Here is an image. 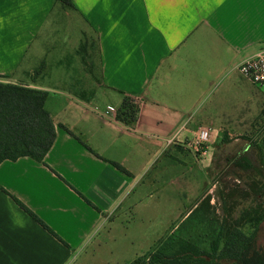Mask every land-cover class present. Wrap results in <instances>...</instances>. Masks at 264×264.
<instances>
[{"label": "crops", "instance_id": "obj_1", "mask_svg": "<svg viewBox=\"0 0 264 264\" xmlns=\"http://www.w3.org/2000/svg\"><path fill=\"white\" fill-rule=\"evenodd\" d=\"M69 2L0 0V82L45 93L55 127L43 162L0 163V264H69L110 218L134 217L156 160L221 117L236 66L264 50V0ZM124 98L129 126L113 114Z\"/></svg>", "mask_w": 264, "mask_h": 264}, {"label": "rangeland", "instance_id": "obj_2", "mask_svg": "<svg viewBox=\"0 0 264 264\" xmlns=\"http://www.w3.org/2000/svg\"><path fill=\"white\" fill-rule=\"evenodd\" d=\"M235 87L234 93L219 97L228 104L218 112L221 117L214 112L212 120L194 128L185 141L172 143L156 160L139 186L134 217L110 218L93 246L69 264H149L153 251L181 242L210 261L204 253H211L220 234L231 228L254 235L255 247L264 250V86L237 78ZM200 128L209 131V139L195 151ZM241 155L252 157V170H236ZM163 167L171 172L159 175ZM147 178L156 180L148 202Z\"/></svg>", "mask_w": 264, "mask_h": 264}, {"label": "trees", "instance_id": "obj_3", "mask_svg": "<svg viewBox=\"0 0 264 264\" xmlns=\"http://www.w3.org/2000/svg\"><path fill=\"white\" fill-rule=\"evenodd\" d=\"M58 1L71 6L69 0ZM45 98L43 92L0 82V163L22 157L43 162L55 139L54 123L43 108ZM136 116V105L130 98H124L116 110L115 120L129 126L134 123ZM114 166L127 173L120 166ZM235 166L236 170L249 171L255 164L250 155H241L235 161ZM77 194L91 205L81 194ZM15 201L35 222L61 241L39 218ZM220 235L212 252L204 253L210 261L203 258L195 246L182 242L177 244V248H168L165 243L153 251L147 261L149 264H264V250L255 247L254 235L247 236L238 228H231Z\"/></svg>", "mask_w": 264, "mask_h": 264}, {"label": "built area", "instance_id": "obj_4", "mask_svg": "<svg viewBox=\"0 0 264 264\" xmlns=\"http://www.w3.org/2000/svg\"><path fill=\"white\" fill-rule=\"evenodd\" d=\"M235 70L244 80L252 85L256 87L264 86V50L238 64ZM97 110L105 115L107 114L100 108H97ZM208 139L209 131L206 128H200L194 137L193 149L197 151Z\"/></svg>", "mask_w": 264, "mask_h": 264}]
</instances>
